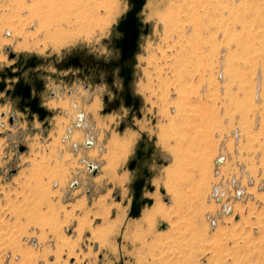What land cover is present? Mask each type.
<instances>
[{
  "label": "rangeland",
  "instance_id": "obj_1",
  "mask_svg": "<svg viewBox=\"0 0 264 264\" xmlns=\"http://www.w3.org/2000/svg\"><path fill=\"white\" fill-rule=\"evenodd\" d=\"M82 2L81 9L49 21L46 0H0V68L13 62L8 50L39 58L47 82L42 102L55 111L50 125L31 121L0 93V264H264V0H145L138 14L144 29L130 60L141 117L134 113L131 119L124 105L103 115L102 98L111 95L105 85L68 83L67 71L56 67L73 52L110 58L121 37L116 25L131 9L130 0ZM123 135L132 136L119 158L110 140ZM162 137L195 159L206 151L209 173L198 197L193 190L202 180L190 171L191 204L183 201L176 215L156 219L154 239L140 231L142 213L129 217L135 175L127 165L137 143L148 139L155 158L165 161L151 164L152 183L160 181L151 196L170 206L162 182L173 155ZM19 145L27 149L19 152ZM219 156L226 159L219 168L223 176L243 164L257 182L250 197L221 216V206L209 199ZM117 218L121 225L112 234L109 224ZM80 221L106 228L111 245L100 247L87 228L78 234ZM135 233L146 241L133 240ZM68 240L78 261L66 249L56 250Z\"/></svg>",
  "mask_w": 264,
  "mask_h": 264
},
{
  "label": "flooded vegetation",
  "instance_id": "obj_2",
  "mask_svg": "<svg viewBox=\"0 0 264 264\" xmlns=\"http://www.w3.org/2000/svg\"><path fill=\"white\" fill-rule=\"evenodd\" d=\"M143 29L144 26L142 25L140 27V34ZM116 41L113 49L114 53L110 58L98 59L93 55L83 52H73L68 54L56 67L67 71L63 79L68 83H74L78 79L88 82L94 88L98 85H105L109 89L111 95L104 94L102 98L104 116L118 112L121 106L124 105L131 110L130 119L134 113H137L141 117L139 113L140 99L131 88L132 69L130 60L133 57L121 63V51L116 47ZM7 52L8 59L13 62L10 66L0 68V83L4 84V88L0 93L5 92L6 96L11 98L16 108L23 114H27L31 121L37 118L40 122H45L46 120V125H50L48 120L55 116V111L50 110L47 106L45 107L42 102L45 89L47 90V82L45 84L43 79L45 73L38 70V67L42 64L41 60L36 56H23L15 53L14 56L10 57L12 51L8 50ZM70 69L74 71L70 72ZM127 69L130 70V74L126 80L123 72ZM53 78H56V76H53ZM117 82L119 83L118 85ZM25 94L27 96L23 97ZM49 94L54 95V92L51 91ZM127 95H129L128 104L126 102ZM34 108H40V110L34 112ZM41 115H44L42 119H40ZM79 118L81 121L83 119L82 115ZM13 120V116L10 117V123H13ZM125 123H122L120 130H124L123 126ZM154 160L157 164L165 162L159 157L155 158L154 146L148 142V139H141L137 143L134 155L127 165L129 171L135 175L130 186L132 196L129 208L130 218H133L130 216L133 207L137 209V206H140L141 216L142 210L146 206L151 207L154 203V199L151 196L156 191L152 183L155 173L151 164ZM136 191L138 192L137 198L135 197ZM161 192L164 193V188H161ZM149 201L152 202L150 203ZM140 216L134 218H139Z\"/></svg>",
  "mask_w": 264,
  "mask_h": 264
},
{
  "label": "bare ground",
  "instance_id": "obj_3",
  "mask_svg": "<svg viewBox=\"0 0 264 264\" xmlns=\"http://www.w3.org/2000/svg\"><path fill=\"white\" fill-rule=\"evenodd\" d=\"M32 1V0H30ZM39 2V1H38ZM244 2V1H243ZM82 0H46V16H47V19L49 21H54L56 18H63V15H65V12L66 11H77V9H81L83 7L82 5ZM196 10V9H195ZM82 12V11H81ZM83 13V12H82ZM54 15V16H53ZM160 17V15H159ZM164 17V16H163ZM162 18V16L160 17ZM163 22V21H162ZM220 23V22H219ZM198 25V24H197ZM166 26V25H165ZM218 27V26H217ZM219 29H217L216 31H218ZM199 32V31H198ZM2 41V40H1ZM198 48V47H197ZM196 49V48H195ZM4 58V56L2 54H0V60H2ZM5 59V58H4ZM51 105H56L55 102H50ZM59 105L66 108L67 107V104L64 103V102H59ZM90 108V107H89ZM89 110V109H88ZM60 121H58L59 123ZM63 122V121H62ZM57 123V124H58ZM170 126V125H169ZM171 127V126H170ZM160 129V127H159ZM162 131V130H161ZM161 133V132H160ZM159 133V134H160ZM164 134V133H163ZM170 135V134H169ZM130 136V135H129ZM124 137L123 135V138H117L116 136H114L113 138H111L110 140V143L112 145V147H114L115 149V152L117 153V155L119 156H122L123 154H125V152L127 151L128 149V146H129V142H130V137ZM80 138V134L79 132H75L73 134V140L76 141L77 139ZM72 139V138H71ZM121 139V140H120ZM163 137L162 139H160V143H162L163 145H165L169 150L170 152L172 153L173 155V161H172V165L168 166L165 170H164V179H163V186L165 188V191L166 193L169 195V199L171 201V205L170 206H166L164 204H162L160 202L159 199H156V202L154 203V205L152 207H150L149 209H146L144 212H142V222L145 224V227H142L144 229H140L142 235L143 233L146 234L148 236V234H154L153 232H151L152 230V227L153 225L155 224V220L158 218L160 219H169L170 216H172V214L176 215L178 213V211H180L182 209V207L180 205L183 204V201H185V204H191L190 203V197L192 199L193 195H192V188L190 189L191 190V196L190 195H187L186 193V189L189 188V182L191 180V175H190V171H196L197 174L201 177L199 181H201L200 183H198V185L196 186V189L195 191L193 190V192H195V194L200 197L202 196V189H203V181L205 180V174L207 172L208 167H209V158L206 154V151H204V153H200L199 157H197L196 159L192 156V153L187 149L185 148H182V145H178V143L176 142L174 144L173 147H170L169 146V143H166L163 141ZM171 138H169L170 140ZM173 139V137H172ZM168 140V141H169ZM186 144V143H185ZM188 144V143H187ZM181 146V147H180ZM164 147V146H163ZM185 147V146H184ZM111 150H113L111 148ZM114 151V150H113ZM112 151V152H113ZM113 154H115L113 152ZM113 154L111 156H113ZM96 155V154H95ZM117 155L115 157H117ZM108 156V155H107ZM112 158V157H111ZM114 158V156H113ZM195 160H194V159ZM117 159V158H116ZM115 160V159H114ZM113 160V162H114ZM120 160V159H119ZM112 161V160H111ZM116 163V161H115ZM114 163V164H115ZM117 163H118V159H117ZM116 163V165H117ZM109 164H112L114 165L112 162L109 163ZM246 167V166H245ZM249 172V171H248ZM209 173V172H207ZM223 173V172H222ZM225 174V173H224ZM226 175V174H225ZM253 177V176H252ZM251 177V178H252ZM121 181H123L121 179ZM198 181V182H199ZM256 181V180H255ZM216 182V180H215ZM257 183V182H256ZM255 183V184H256ZM153 184L157 187V186H160V181L159 180H154L153 181ZM254 184V185H255ZM259 184V182H258ZM258 186V185H257ZM256 187V186H255ZM255 187L253 189H255ZM257 188V187H256ZM212 189V188H211ZM249 191V190H248ZM256 191V189H255ZM212 192V191H210ZM248 193V192H247ZM253 193V192H251ZM154 197L157 196V194H153ZM256 201V200H255ZM213 203V202H212ZM180 215H182L180 213ZM234 215V214H233ZM178 216V215H177ZM182 217V216H181ZM156 220V221H157ZM87 221V220H86ZM88 222V221H87ZM87 222H83V221H80L78 223V230L79 233L78 234H81V232H83L82 230L87 228L89 231H90V238L91 240L97 242L99 244L100 247H106V244L109 243L110 241L108 240V237L111 235V232L113 234V228H115L117 225H121V219L120 218H117L115 221H113L112 225L109 224V231L105 229H94L91 224L87 223ZM136 222V221H135ZM133 224V223H132ZM140 224V222H139ZM134 225V224H133ZM135 225H138L137 222ZM142 225V224H140ZM112 227V229L110 228ZM138 227H140L138 225ZM108 228V227H107ZM118 229V227H116ZM126 228H127V225H126ZM154 228V227H153ZM174 228V226H173ZM172 228V229H173ZM128 229V228H127ZM130 229V227H129ZM137 229V228H136ZM139 230V229H138ZM115 231H117L115 229ZM137 232V231H136ZM151 232V233H150ZM117 233V232H116ZM114 232V234H116ZM125 233V232H123ZM126 233H128V230L126 231ZM132 233V232H131ZM140 233V232H139ZM139 233H135L137 235H135V237H133V240L134 239H139L140 240V235ZM140 233V234H141ZM139 235V236H138ZM145 235V237H147ZM156 233L154 234L153 238L156 239L155 237ZM160 235V234H159ZM80 236V235H79ZM78 236V237H79ZM113 236V235H111ZM124 236V234L122 235ZM132 236V235H131ZM130 236V233H129V238L131 237ZM144 237V236H143ZM150 237H152L150 235ZM128 238V236L126 237ZM142 238V237H141ZM110 239V238H109ZM159 238H157L158 240ZM143 240L144 242L146 241V239H141ZM151 240V239H150ZM153 240V239H152ZM155 241V242H158V241ZM57 241V240H56ZM131 241V240H130ZM142 241V243H143ZM154 242V241H153ZM154 242V243H155ZM147 243V242H146ZM151 243V242H150ZM110 244V243H109ZM149 244V241L148 243L146 244V246H148ZM57 245V243H56ZM111 245V244H110ZM109 245V246H110ZM143 245V244H141ZM145 245V243H144ZM143 245V246H144ZM150 245H153V244H150ZM58 246V245H57ZM56 246V247H57ZM75 244H72L71 241H62V244L59 245V249H56L59 251H61L59 254L63 253V249H66L67 250V255L68 257L69 256H75V259L78 261L79 258L77 255H75V252H74V248H75ZM115 246V245H114ZM112 247H113V244H112ZM145 247V246H144ZM58 248V247H57ZM111 248V247H109ZM114 248V247H113ZM55 250V251H56ZM55 255L57 254V252L54 253ZM58 254V255H59ZM169 257V256H168ZM161 262V261H160ZM167 262V261H166ZM105 264H112V263H109L106 261Z\"/></svg>",
  "mask_w": 264,
  "mask_h": 264
},
{
  "label": "water",
  "instance_id": "obj_4",
  "mask_svg": "<svg viewBox=\"0 0 264 264\" xmlns=\"http://www.w3.org/2000/svg\"><path fill=\"white\" fill-rule=\"evenodd\" d=\"M132 6L131 9L126 12L124 18L120 20V22L116 25V29L122 34L119 40L116 41V47L120 49L121 51V59L120 62L123 63L127 59L132 58L137 50L138 46V38L140 35V27L142 26V23L139 21L138 13L142 10L145 0H131ZM147 32V28L144 30V33ZM14 53H10V57L14 56ZM125 74L126 80L129 78L130 70L127 69L123 72ZM4 88V84L0 83V91H2ZM27 96V94L23 95V97ZM36 102V100H35ZM126 102L128 104L129 102V95L126 97ZM40 108H34L33 111H38ZM44 115L40 116V119H42ZM27 148L26 146L19 145L18 151L23 152ZM88 167L93 170V173L95 174V168L92 164H89ZM135 197H138V192L136 191ZM150 203L152 201H149ZM139 205L137 206V209L135 207L132 208L130 212L131 217H138L140 216V210ZM166 224H161L160 229H165Z\"/></svg>",
  "mask_w": 264,
  "mask_h": 264
},
{
  "label": "built area",
  "instance_id": "obj_5",
  "mask_svg": "<svg viewBox=\"0 0 264 264\" xmlns=\"http://www.w3.org/2000/svg\"><path fill=\"white\" fill-rule=\"evenodd\" d=\"M225 161V157L223 158L222 156L217 157L215 160L217 168L214 173H216L218 178L217 182L212 186V192L209 197L211 201H215L221 206L220 213H217L218 216L232 213V203L243 201L245 197H250L247 192L251 187H254L255 180L253 177V179L249 177L248 171L243 164H238L236 172L228 177L223 176L219 168ZM258 189H261V187ZM215 222V219L211 221L212 224H215Z\"/></svg>",
  "mask_w": 264,
  "mask_h": 264
}]
</instances>
